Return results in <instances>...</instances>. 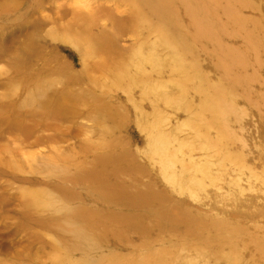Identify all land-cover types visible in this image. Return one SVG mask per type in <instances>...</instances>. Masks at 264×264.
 Listing matches in <instances>:
<instances>
[{
	"label": "rangeland",
	"instance_id": "rangeland-1",
	"mask_svg": "<svg viewBox=\"0 0 264 264\" xmlns=\"http://www.w3.org/2000/svg\"><path fill=\"white\" fill-rule=\"evenodd\" d=\"M0 264H264V0H0Z\"/></svg>",
	"mask_w": 264,
	"mask_h": 264
}]
</instances>
